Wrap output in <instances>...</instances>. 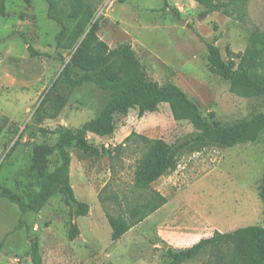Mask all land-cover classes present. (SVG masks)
<instances>
[{
	"label": "rangeland",
	"instance_id": "rangeland-1",
	"mask_svg": "<svg viewBox=\"0 0 264 264\" xmlns=\"http://www.w3.org/2000/svg\"><path fill=\"white\" fill-rule=\"evenodd\" d=\"M101 19L100 37L112 48L132 45L148 76L165 84L175 82L195 101L202 115L210 112L225 125L264 111V99L232 93L229 83L208 67L206 41H216L223 57L261 47L264 39V0H247L231 14L214 11L195 0H170L178 17L163 0H90ZM58 14L73 26L67 0H57ZM61 26L48 17L45 0H6L0 15V264H33L30 245L39 237L44 264H164L166 250L184 249L219 230L264 223L259 185L264 175V131L255 143L222 147L209 142L199 150L183 152L177 166L149 189L135 186L141 144L134 137L116 146L133 131L174 142L194 130L188 120H175L168 103L139 116L138 109L116 116L110 136L88 134L102 153L92 156L74 146L71 183L76 196L90 204V212L76 220L80 234L69 238L70 208L64 196L54 195L39 211L24 215L20 203L6 190L29 202L40 190L31 171L36 143L54 144L64 128L75 130L96 117L112 93L88 82L71 91L59 84L41 108L44 97L71 54L57 46ZM26 39L40 54L33 56ZM238 60V59H237ZM239 61V60H238ZM258 73L264 75V53ZM76 71V75L81 74ZM56 151L50 170L60 164ZM168 199L154 213L117 241L107 213L130 216V210L151 200L156 192ZM187 264H206L200 256Z\"/></svg>",
	"mask_w": 264,
	"mask_h": 264
},
{
	"label": "trees",
	"instance_id": "trees-1",
	"mask_svg": "<svg viewBox=\"0 0 264 264\" xmlns=\"http://www.w3.org/2000/svg\"><path fill=\"white\" fill-rule=\"evenodd\" d=\"M24 1L28 4L32 2ZM45 1L48 4V17L61 26L56 34L57 46L68 50L71 57L66 61L63 54L59 53L63 68L39 109L59 84L66 85L73 91L92 82L103 90H109L112 95L96 117L75 130L64 128L56 143H36L33 146L30 169L40 180V190L29 202L18 194L5 191V194L20 203L23 223L27 212H39L54 195L60 193L70 208L69 238L74 240L80 234L76 219L89 214L90 204L81 201L72 186V155L69 148L74 146L92 156L100 155L102 150L89 141L88 134L101 137L113 135L116 116H127L132 109H138L139 116L143 117L148 112L158 111L162 103H168L175 120H188L194 126L193 131L174 142L133 131L116 146V150H119L134 137L141 144V155L137 160L134 176L135 186L140 189L151 188L154 182L174 169L186 150H199L209 142L226 148L255 143L264 131V111L225 125L216 118L214 111L210 112L212 120L206 119L199 105L175 82L161 84L151 79L131 44L124 43L112 48L100 37L101 19L96 17L97 8L90 0H67L72 27L58 14L57 0ZM163 1V10L170 8L176 16H181L170 0ZM195 1L205 7L204 15L214 11L230 15L234 5L247 0ZM5 14L6 0H0V15ZM25 42L33 56L40 54L29 40L26 39ZM260 42L261 47H248L239 53L230 52V57L225 59L216 41H206L209 70L226 80L230 91L238 96L264 99V75L257 71L264 53V39H260ZM76 71L82 73L76 75ZM56 151L61 161L54 170H50V157ZM259 196L264 204V175L259 185ZM167 202V197L158 191L151 200L133 207L129 217L107 213L112 227V240L122 238ZM2 245L3 242L0 247ZM29 253L33 264H44L38 236L34 237ZM166 253L169 260L164 264H187L200 256H205L206 264H264V223L226 232L217 230L212 236L204 237L184 249L170 246Z\"/></svg>",
	"mask_w": 264,
	"mask_h": 264
},
{
	"label": "crops",
	"instance_id": "crops-1",
	"mask_svg": "<svg viewBox=\"0 0 264 264\" xmlns=\"http://www.w3.org/2000/svg\"><path fill=\"white\" fill-rule=\"evenodd\" d=\"M167 204V203H166ZM166 204L165 205H163L161 208H159L157 211H155L154 213H157V212H161L162 211V209H164L165 207H166ZM154 213H152L150 216H152ZM150 216H148V217H150ZM147 217V218H148Z\"/></svg>",
	"mask_w": 264,
	"mask_h": 264
}]
</instances>
